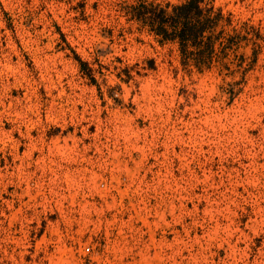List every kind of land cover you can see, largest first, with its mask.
<instances>
[{
	"label": "rangeland",
	"instance_id": "obj_1",
	"mask_svg": "<svg viewBox=\"0 0 264 264\" xmlns=\"http://www.w3.org/2000/svg\"><path fill=\"white\" fill-rule=\"evenodd\" d=\"M212 1L201 71L138 0H0V264H264V0Z\"/></svg>",
	"mask_w": 264,
	"mask_h": 264
},
{
	"label": "trees",
	"instance_id": "obj_2",
	"mask_svg": "<svg viewBox=\"0 0 264 264\" xmlns=\"http://www.w3.org/2000/svg\"><path fill=\"white\" fill-rule=\"evenodd\" d=\"M129 13L132 20L148 26L161 42L176 44L185 68L191 65L201 71L211 68L238 38L226 33L231 19L212 0H185L165 5L138 0Z\"/></svg>",
	"mask_w": 264,
	"mask_h": 264
}]
</instances>
